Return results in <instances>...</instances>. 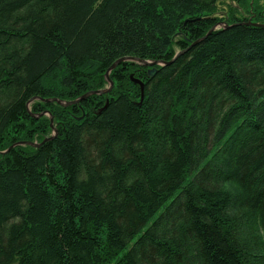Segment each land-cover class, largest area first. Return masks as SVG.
<instances>
[{"label": "trees", "instance_id": "1", "mask_svg": "<svg viewBox=\"0 0 264 264\" xmlns=\"http://www.w3.org/2000/svg\"><path fill=\"white\" fill-rule=\"evenodd\" d=\"M221 1L0 0V264H264V0Z\"/></svg>", "mask_w": 264, "mask_h": 264}, {"label": "water", "instance_id": "2", "mask_svg": "<svg viewBox=\"0 0 264 264\" xmlns=\"http://www.w3.org/2000/svg\"><path fill=\"white\" fill-rule=\"evenodd\" d=\"M178 55H180V53H177V54L175 55V57L173 58V60H174ZM126 60L133 61V62L138 63L139 65H142V66H144V67H147V68H148L147 75H148V77H149L150 79L153 78V76H154L155 73H156V69L154 68L155 66L169 65V64H171V62L173 61V60H172V61H170L169 63H160V62H145V61H139V60H136V59H121V60H118L117 62H115L113 65H111V67L108 69V71H107V73H106V77H107L109 71H111L112 69H114L119 63H121V62H123V61H126ZM130 79H131V81H132L133 83H135V84H137V85L139 86V88H140V93H141V98H142L143 84H142L140 81L133 79L132 77H130ZM108 81H109V80H108ZM109 83H110V87H111V86H112V83H111V82H109ZM105 92H106V91H98V92L91 93V94H102V93H105ZM89 95H90V94H89ZM86 96H88V94H87ZM86 96L82 97L80 100L84 99ZM45 102H48V103H50V102H55V103H57L58 105H61V106L67 107V106H70V105L76 104L78 101L69 102V103H62V102L57 101V100H48V101L46 100ZM105 106H106V105H105ZM50 122H52V118H51V117H50ZM50 124H51V123H50ZM51 127H52V124H51ZM54 136H55V134H54ZM52 138H53V136L49 137L48 139H45L40 145H42V144H43L44 142H46V141L51 140ZM31 145H33V146L36 147V148L40 146V145H35V144H31ZM10 149H11V147H10L7 151H5V152H3V153H1V154H5V153H7Z\"/></svg>", "mask_w": 264, "mask_h": 264}, {"label": "rangeland", "instance_id": "3", "mask_svg": "<svg viewBox=\"0 0 264 264\" xmlns=\"http://www.w3.org/2000/svg\"><path fill=\"white\" fill-rule=\"evenodd\" d=\"M262 1L263 0H258L257 2H258V5H261L262 4ZM217 7H218V14H217V16L219 17V18H222L223 16H224V14L227 12V11H229L230 10V8L231 9H233L234 7H237V4L236 3H234V1H231V0H222L221 2H219L218 4H217ZM242 7V6H241ZM238 12H240V14H242L243 16H245V14L247 15V16H249V13L247 14L246 13V11H244V12H241V11H238ZM241 15V17H243ZM239 17H240V15H239ZM246 17V16H245ZM223 24H219V25H217L214 29L216 30V29H220V28H223ZM106 89V88H105ZM104 89V90H105ZM103 90V91H104ZM108 90V89H107ZM29 113H30V111H29ZM30 115L32 116V114L30 113ZM51 124H53V121L52 122H50ZM51 124H50V126H51ZM51 134H52V131H51V133H50V136H51Z\"/></svg>", "mask_w": 264, "mask_h": 264}]
</instances>
